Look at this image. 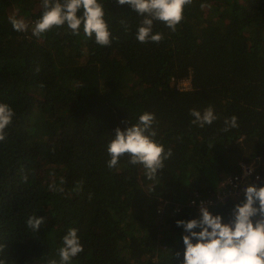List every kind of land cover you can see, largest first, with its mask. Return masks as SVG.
<instances>
[{"label":"trees","instance_id":"16d2710c","mask_svg":"<svg viewBox=\"0 0 264 264\" xmlns=\"http://www.w3.org/2000/svg\"><path fill=\"white\" fill-rule=\"evenodd\" d=\"M100 2L109 46L66 24L33 36L42 0H0V102L15 111L0 142L3 264H59L70 228L83 251L69 264H182L187 233L175 222L198 219L200 200L228 221L244 197L219 201V183L238 162L259 159L264 176V0H192L175 32L154 21L159 43L136 39L142 17L129 6ZM21 14L27 30L15 31ZM188 75L178 90L172 78ZM208 106L217 119L193 124L190 110ZM144 112L172 153L151 180L128 154L107 164L115 129ZM232 116L238 127L222 131ZM29 216L44 217L36 232Z\"/></svg>","mask_w":264,"mask_h":264},{"label":"clouds","instance_id":"9594fccd","mask_svg":"<svg viewBox=\"0 0 264 264\" xmlns=\"http://www.w3.org/2000/svg\"><path fill=\"white\" fill-rule=\"evenodd\" d=\"M118 5H127L142 17L137 28L136 39L141 42L159 43L163 35L153 34L154 21L163 22L175 32L183 19L185 6L192 0H116ZM43 12L35 22L32 35L41 37L54 26L65 24L74 35L80 34L81 27L87 38L95 39L100 46H109L112 34L104 19L105 9L100 0H42ZM79 13V14H78ZM15 31L27 30L22 19L9 18ZM124 23V21H121ZM194 117L193 124L203 128L211 125L217 116L211 106L202 112L190 110ZM15 111L0 102V142L6 138L5 129L12 123ZM155 121L153 113L144 112L138 122L121 131L115 129V136L107 147L110 160L109 168L114 167L119 158L128 154L129 163L141 164L146 170V177H156L157 170L164 168V161L171 155V149L165 151L164 146L156 142L152 125ZM225 127H238L237 117L225 119ZM26 179V177H25ZM63 179L61 184H63ZM54 191H62L50 185ZM243 200L233 206L231 218L222 222L221 215H213L201 203L198 219L177 220L178 227H183L186 235L182 236L184 245L182 264H264V185L250 184L243 189ZM44 224V217L29 216L27 227L36 232ZM199 229V231H193ZM77 229L70 228L63 236V246L59 248V264H69L73 257L83 251V245L77 235ZM195 241V242H193ZM2 247V246H0ZM0 264H3L0 261ZM46 264H58L56 259H48Z\"/></svg>","mask_w":264,"mask_h":264},{"label":"built area","instance_id":"2783aa9c","mask_svg":"<svg viewBox=\"0 0 264 264\" xmlns=\"http://www.w3.org/2000/svg\"><path fill=\"white\" fill-rule=\"evenodd\" d=\"M173 85L178 90H187L191 87V76H185L180 78H172ZM259 161L254 159L250 161L249 163H246L244 161L238 162L237 169L235 172L226 174V176L221 179L219 185H222V187L225 189L222 194H218L217 198L219 201H225L228 198H231L233 196H238L243 194V189L250 185L252 182L253 184L257 186L264 185V176L260 175V173H256L255 170L258 167ZM248 182L242 189L239 188L241 182ZM228 186H230L232 189H228ZM190 202H193L192 200ZM201 203L205 207H208V205L212 204L209 200H200L198 203L193 204L195 206V210L199 212V208L201 206Z\"/></svg>","mask_w":264,"mask_h":264},{"label":"rangeland","instance_id":"374dc122","mask_svg":"<svg viewBox=\"0 0 264 264\" xmlns=\"http://www.w3.org/2000/svg\"><path fill=\"white\" fill-rule=\"evenodd\" d=\"M15 18H16V19H22V20L25 22V24H27V22H28V20H29V19H27V17L25 16V14H21V15H19L18 17H17V15H16ZM159 207L161 208L162 205H160ZM222 222H227V221L223 220Z\"/></svg>","mask_w":264,"mask_h":264},{"label":"flooded vegetation","instance_id":"af4514ba","mask_svg":"<svg viewBox=\"0 0 264 264\" xmlns=\"http://www.w3.org/2000/svg\"><path fill=\"white\" fill-rule=\"evenodd\" d=\"M259 160V159H258Z\"/></svg>","mask_w":264,"mask_h":264}]
</instances>
